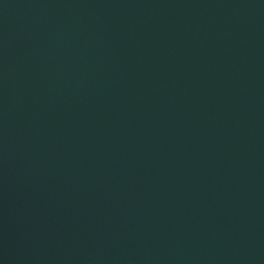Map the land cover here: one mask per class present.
I'll list each match as a JSON object with an SVG mask.
<instances>
[{
    "label": "water",
    "instance_id": "1",
    "mask_svg": "<svg viewBox=\"0 0 264 264\" xmlns=\"http://www.w3.org/2000/svg\"><path fill=\"white\" fill-rule=\"evenodd\" d=\"M0 264H264V0H0Z\"/></svg>",
    "mask_w": 264,
    "mask_h": 264
}]
</instances>
